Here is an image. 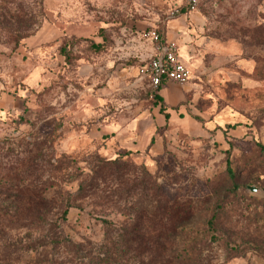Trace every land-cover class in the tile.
I'll use <instances>...</instances> for the list:
<instances>
[{
	"label": "rangeland",
	"instance_id": "rangeland-1",
	"mask_svg": "<svg viewBox=\"0 0 264 264\" xmlns=\"http://www.w3.org/2000/svg\"><path fill=\"white\" fill-rule=\"evenodd\" d=\"M179 19L198 133L125 149L101 129L153 115L142 68ZM262 148L264 0H0V264H264ZM153 190L186 204L144 251L122 234Z\"/></svg>",
	"mask_w": 264,
	"mask_h": 264
},
{
	"label": "crops",
	"instance_id": "crops-1",
	"mask_svg": "<svg viewBox=\"0 0 264 264\" xmlns=\"http://www.w3.org/2000/svg\"><path fill=\"white\" fill-rule=\"evenodd\" d=\"M184 22L173 20L169 23V30L167 31L166 40L175 41L179 31L184 30ZM178 32V33H177ZM186 39H181L185 42ZM183 45L180 48V56L187 64V46ZM189 61V60H188ZM188 65V64H187ZM184 85V86H183ZM189 88L185 84L176 82H167L159 90L158 95L161 97V103L154 109L153 115H142L139 118L127 120L123 119L113 124H107L101 129L102 134L111 135L119 145L125 149L139 151L147 148L151 144L155 130L158 127H163L168 122L171 126H179L188 128L194 133H198V124L187 115L183 114V110L177 111V106L185 98V92ZM162 105L166 110L161 112ZM165 113L169 115L166 120Z\"/></svg>",
	"mask_w": 264,
	"mask_h": 264
},
{
	"label": "trees",
	"instance_id": "trees-1",
	"mask_svg": "<svg viewBox=\"0 0 264 264\" xmlns=\"http://www.w3.org/2000/svg\"><path fill=\"white\" fill-rule=\"evenodd\" d=\"M166 40V38L164 39ZM156 97L161 101V97L158 95H156ZM166 110V108L162 105L161 107V112L164 113V111ZM165 117L166 120L168 121L169 119V115L167 113H165ZM154 138H152L151 140V144L153 143ZM149 145V146H150ZM264 149V148H262ZM129 154H132V152H126ZM121 164V163H120ZM119 164V160L118 159H114V160H107V161H101V167L100 168V172H104L106 169L111 168V166H115V168H119L118 166H120ZM98 179H102L105 180L106 176H101L99 175L97 178ZM28 191V190H26ZM32 194V193H29ZM148 203L152 204V206L154 207L152 209V211L150 210V212L152 213V219H154L153 223H148V226H144V225H140V223H137L135 225H133V227H130V224L128 225L129 227H124V232L122 234V238L123 241L125 240V236L129 239H132L135 241L136 238V242L138 243V245L143 246L144 247V251H147L150 249V246L153 245H159L160 244V239L162 237V234L164 231L161 230V218L163 217V219H165L166 217H174L175 215H179L181 212L184 211L183 206H185L186 201L183 202H179L178 204L181 205H177L175 206L173 203L167 202V201H163L161 200V195L156 191L153 190V192H151V194L149 195V197L147 198ZM151 206V207H152ZM145 209V208H144ZM69 208H65V210L63 211V217L65 218L67 213H68ZM142 210V209H141ZM146 210V209H145ZM186 211L189 212V210L186 208ZM143 212L141 211L140 214H142ZM107 225L111 226L112 224L109 222H105ZM183 222L181 220V222L178 221L175 222V224L173 226H170L169 229H172V231L176 230L177 228L181 229L183 228ZM147 229H151L153 232L152 238H150V236L148 235V231H146ZM168 229V230H169ZM171 232V231H170ZM151 240L153 241L151 243ZM65 243V247L69 249V251H74L76 253V249L77 246H75L76 244L70 242V241H64ZM151 244V245H150Z\"/></svg>",
	"mask_w": 264,
	"mask_h": 264
},
{
	"label": "built area",
	"instance_id": "built-area-1",
	"mask_svg": "<svg viewBox=\"0 0 264 264\" xmlns=\"http://www.w3.org/2000/svg\"><path fill=\"white\" fill-rule=\"evenodd\" d=\"M197 4V0H191ZM149 86L156 93L167 82L185 84L192 76L190 67L182 60L175 41L164 40L157 48L156 55L142 68Z\"/></svg>",
	"mask_w": 264,
	"mask_h": 264
},
{
	"label": "water",
	"instance_id": "water-1",
	"mask_svg": "<svg viewBox=\"0 0 264 264\" xmlns=\"http://www.w3.org/2000/svg\"><path fill=\"white\" fill-rule=\"evenodd\" d=\"M248 189L253 192V193H258L259 192V188L255 187V186H249Z\"/></svg>",
	"mask_w": 264,
	"mask_h": 264
}]
</instances>
